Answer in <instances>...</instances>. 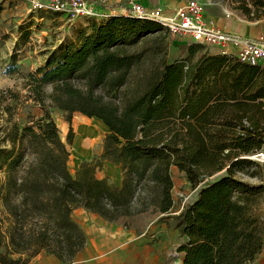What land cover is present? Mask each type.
I'll list each match as a JSON object with an SVG mask.
<instances>
[{"label": "trees", "instance_id": "trees-1", "mask_svg": "<svg viewBox=\"0 0 264 264\" xmlns=\"http://www.w3.org/2000/svg\"><path fill=\"white\" fill-rule=\"evenodd\" d=\"M176 40L153 20L95 21L77 44L57 47L45 66L28 74L26 99L39 115L29 113L23 126L14 122L16 107L6 104V94L15 102L19 95L0 92V111L8 114V125L0 127V264H29L41 254L73 263L87 246L76 209L110 223L150 210L170 213L175 168L193 188L206 185L177 217L188 240L179 249L181 264L254 263L264 248L256 212L264 185L236 178L250 164L242 159L231 162L228 175L210 180L240 156L233 151L264 145L258 133L264 81L255 82L264 70L222 54L193 62L200 45L186 60L168 62ZM54 112L70 125L80 114L107 127L102 158L121 168V186L99 178L91 162L71 173L74 130L65 143Z\"/></svg>", "mask_w": 264, "mask_h": 264}, {"label": "rangeland", "instance_id": "rangeland-1", "mask_svg": "<svg viewBox=\"0 0 264 264\" xmlns=\"http://www.w3.org/2000/svg\"><path fill=\"white\" fill-rule=\"evenodd\" d=\"M128 1L132 0H111L101 10L102 15L98 16H101L103 20H98L96 19L98 17L72 18L62 13L36 11L28 2L0 0L2 8L0 14V92L11 89L13 93L19 95L20 101L15 102L11 94H6L8 97L6 104L16 107L14 122L23 126L27 122L29 113L35 116L40 114L39 108L26 99L27 90L24 84L28 74L45 66L49 55L57 47L77 44L78 36L88 32L93 22L102 23L109 19L106 10L111 5L125 4ZM133 1L139 2V0ZM155 1L159 2L157 6H160L164 13L173 14L188 0ZM198 1L206 5L213 0ZM216 1V3L230 6L233 12L244 14L250 19L264 18V0ZM243 7H247L250 12H244ZM196 44L190 37L182 43L181 41L172 43L168 62L186 60L190 49ZM199 45L201 48L196 50L193 62L204 54L213 56L220 53L213 46ZM262 80L264 81L259 77L255 79V82L260 84ZM258 102H264V99ZM81 116L83 115L75 114L70 125L65 121L62 113H53L60 130V137L65 143L70 126L74 130L75 138L73 144L69 146L71 157L68 167L71 173L75 174L82 162H91L97 166L96 175L99 178H107L110 182L121 186L123 179L121 168L102 158L104 139L108 133L107 127L102 123L99 124L97 119L83 116L88 119V124L92 128L85 130L81 136L77 137L76 125ZM7 117V113L0 111V127L8 125ZM243 122L250 124L253 128L255 126L248 117L244 118ZM59 123L63 124L64 130L59 127ZM260 127L258 133L264 136V122L260 124ZM236 130H239L238 126ZM233 153H240V156L238 158L235 155L231 156L226 167L218 172L210 182H215L228 175L227 168L231 162L242 159L250 164L244 167V171H237L236 178L250 185H264V158L257 157V151L244 153L236 150ZM3 179L4 173L0 171V184ZM173 179L174 208L168 214L150 210L124 218L117 223H110L84 209H76L73 216L87 236V246L71 264H181L185 253L180 252L179 249L188 240L180 234L177 217L184 208L194 203L200 189L205 188L206 185L202 183L197 188H193L185 175L177 171L173 173ZM256 212L262 222L264 238V196L260 199ZM50 256L41 254L32 259L29 264H57L47 259ZM253 264H264V248Z\"/></svg>", "mask_w": 264, "mask_h": 264}, {"label": "built area", "instance_id": "built-area-1", "mask_svg": "<svg viewBox=\"0 0 264 264\" xmlns=\"http://www.w3.org/2000/svg\"><path fill=\"white\" fill-rule=\"evenodd\" d=\"M28 2L31 8L41 12L62 13L68 17H98L103 7L111 0H12ZM136 18L153 20L170 33L183 34L206 46H217L222 55L236 59L239 63L264 70V37L246 39L212 27L205 17L206 5L198 0H188L173 14L165 15L161 7L149 8L137 1H129ZM101 11V12H100ZM264 158V146L257 151Z\"/></svg>", "mask_w": 264, "mask_h": 264}, {"label": "crops", "instance_id": "crops-1", "mask_svg": "<svg viewBox=\"0 0 264 264\" xmlns=\"http://www.w3.org/2000/svg\"><path fill=\"white\" fill-rule=\"evenodd\" d=\"M216 0L211 1L206 4L205 8V17L207 22L212 27L219 28L228 33L239 35L246 39H258L259 37H264V18L260 20H253L245 16L244 14L235 13L232 11L230 6L216 3ZM139 3L149 8H156L159 2L155 0H139ZM160 7V6H159ZM107 17L110 18L112 16H128V17H136L132 12L129 6V1L127 3H116L111 5L107 10ZM165 15H170L165 12ZM98 20H102L101 16L97 18ZM107 20V19H106ZM177 36V40L172 43H177L179 41L184 42L188 39L189 36L183 34H175ZM191 38V37H190ZM193 40V39H192ZM194 41V40H193ZM195 42V41H194ZM197 43L199 45L201 43ZM203 45V44H201ZM195 46V45H194ZM201 47V46H200ZM216 50H219V54H222V49L217 46ZM179 171L175 168L172 173ZM197 199H195L196 201ZM194 201V202H195ZM37 258V257H36ZM53 263L62 264L57 258L54 256H50L47 258Z\"/></svg>", "mask_w": 264, "mask_h": 264}, {"label": "bare ground", "instance_id": "bare-ground-1", "mask_svg": "<svg viewBox=\"0 0 264 264\" xmlns=\"http://www.w3.org/2000/svg\"><path fill=\"white\" fill-rule=\"evenodd\" d=\"M102 123L101 121H99V124ZM103 125V123H102ZM66 126V125H65ZM105 126V125H104ZM59 127L62 128L64 130V126L63 124L59 123ZM77 137L81 136L85 130L90 129L91 130V126L90 124H88V119H86L85 117L81 116V118H79L78 122H77Z\"/></svg>", "mask_w": 264, "mask_h": 264}]
</instances>
